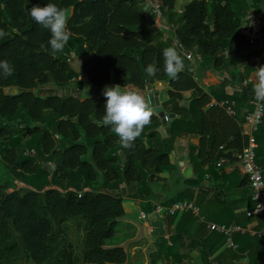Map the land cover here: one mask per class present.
Wrapping results in <instances>:
<instances>
[{
    "label": "trees",
    "instance_id": "1",
    "mask_svg": "<svg viewBox=\"0 0 264 264\" xmlns=\"http://www.w3.org/2000/svg\"><path fill=\"white\" fill-rule=\"evenodd\" d=\"M141 1L0 0V264L20 259L123 264L129 257L121 245L127 190L141 200L159 198L155 190L164 183L158 176L168 171L177 177V191L162 204L188 199L192 186L201 182L203 166H215L221 145L218 155L228 157L244 146L245 137L223 107L203 109L210 92L198 85L182 56L183 50L196 52L200 68L221 72L239 63L250 47L239 24L248 11L246 0H191L169 31L152 26L154 14ZM152 1L166 19L172 15L175 0ZM256 2L264 7V0ZM256 39L264 42V15ZM87 54L81 65L78 59ZM156 81H168L169 97L162 106L175 113L165 125V137L158 131V113L135 108L129 94L78 96L84 82L144 91ZM218 87L212 94L217 100L226 97ZM187 90L189 104L183 107L179 102ZM240 90L238 105L250 107L252 87ZM196 133L207 136L198 149L187 148L198 176L175 175V141ZM255 137L256 161L264 171V115ZM71 227L81 232L80 256L73 252ZM180 229L175 228L170 244L164 230H157L153 257H173L185 234ZM218 236L225 240L222 233ZM232 238L239 251L259 239L240 232Z\"/></svg>",
    "mask_w": 264,
    "mask_h": 264
},
{
    "label": "crops",
    "instance_id": "2",
    "mask_svg": "<svg viewBox=\"0 0 264 264\" xmlns=\"http://www.w3.org/2000/svg\"><path fill=\"white\" fill-rule=\"evenodd\" d=\"M190 1L191 0H175L173 10V12H175L174 18L170 16L166 19L165 14L162 13L164 25H168L170 28L159 27L156 24L152 26L156 29L173 30L176 28V23H178L175 21L181 14L184 6ZM246 2L248 11L239 20L240 32L248 38L254 37L255 43L250 44V47L244 50V57L239 63L230 65L226 71L221 72L211 67L200 68L197 62L200 58L197 54H194L193 51H188L187 54H184L186 63L191 65L194 69L195 80L198 82V85L205 91L210 92V101L203 109L206 110L212 105L223 107L227 116L235 120L243 137H245L243 133L244 115L252 108L251 101L253 95L251 94V99L248 101L250 107L246 104L244 106H239L236 98L241 97L242 92L240 89L250 85L253 89V93L256 90H260L264 94V51L258 47L256 43V38L259 36V28L263 21L264 7H256V0H246ZM207 22L211 24L212 18ZM250 33H253V35ZM174 42L176 43V40ZM249 65H251V69L249 68L248 70ZM224 79H226V83H223ZM245 80H249V82L244 83ZM221 85L226 97L221 96L219 100H217V98L212 95L213 90L217 91L214 88H219L218 86ZM109 86L119 88L117 92L119 95L126 94L125 91L129 87L136 89L133 86L124 88L115 85ZM99 88L101 87H96L95 89L98 90ZM152 88L153 90L160 91V107L164 115L173 114V116H175V113L170 110V106H162V102L169 97L168 81H156L152 85ZM211 89L212 92L210 91ZM138 91L140 92V96H133L134 99L132 98L135 108H152L144 97L146 90ZM88 93L91 92L89 91ZM183 94L184 98L180 100L179 105L188 107L191 91L187 90ZM218 94H221L220 91ZM92 96H94V94L86 95V97ZM225 99L234 101L235 114H228L225 107L219 104V102ZM213 101L217 103L211 104ZM161 119L162 124L160 126L163 127V132H160V135L165 137L167 135L165 125L170 118H168L167 121H164L163 118ZM229 130V125H227L225 133H228ZM203 138L205 141L207 140V136L203 137V135L196 133L195 135H187L176 139L172 153L173 160L180 168L177 167L173 171L175 175L181 176L182 171H184L185 174H188V176L184 174L186 177L198 176L196 175L197 169L192 171V163L188 159L187 148L189 145H194L198 149V147L201 146ZM205 147H207V145H205ZM221 151V148H218L216 151L215 155L217 160L222 156L218 155ZM235 151L233 150L232 154L235 153ZM203 172L204 174L201 178V182H199V184L196 183L189 191L191 196H189L188 199L186 197L179 199L193 201L195 203L198 210L196 218L187 211H177V215L172 219L170 218V214H164L160 218L153 217L148 223H145V221L138 217V212H136V219L139 221L138 224L133 221L134 219L131 215L125 214L121 218V221L124 222L121 233L124 238L121 245L129 254L127 261L123 264H264V238L259 237L258 243H250L251 245L248 244V248L239 251L238 248L228 246L225 240L220 241L221 237L218 236V232H214L207 226L209 222H228V224L234 223L245 227L249 232L260 227V218L251 213L253 208L251 188L238 163L233 162L221 166L215 164L213 167H210L209 163H207L203 166ZM158 177L160 184L162 182L164 183L163 187H158L157 190H155L156 188L154 189L158 196H160L159 198L155 196V199L141 200L132 197L128 190L123 197L125 200L127 198L133 200V204L137 205V210L151 211L155 204H162L170 194L177 191V185L175 184L177 180L176 176H170L168 171H164L161 172ZM123 186V184H120L121 188ZM149 207L150 209H146ZM131 210L132 209L129 207L126 208V213H129ZM202 224H204L203 227L200 226ZM144 226H146V232L143 230ZM177 226L181 228L180 230L185 234L181 236L182 238L179 239L177 246L172 251L173 257L167 259L164 254L153 257L154 248H152V245L157 237V230L159 228L164 230V237L170 244V236L174 234ZM151 227L152 230H150ZM249 232L245 233L250 234ZM235 243L239 244L237 241ZM208 248L212 249V251L207 253L205 251Z\"/></svg>",
    "mask_w": 264,
    "mask_h": 264
},
{
    "label": "built area",
    "instance_id": "3",
    "mask_svg": "<svg viewBox=\"0 0 264 264\" xmlns=\"http://www.w3.org/2000/svg\"><path fill=\"white\" fill-rule=\"evenodd\" d=\"M144 8L150 10L154 14V19L152 25H157L159 27L170 28L168 25H164L162 21L163 15L162 11L155 5L152 0H142L139 3ZM143 4V5H142ZM249 43L254 44L255 38L249 37ZM264 51V42L257 43ZM249 80H245L244 83H248ZM65 93V91H59V93ZM149 90H146V95H148ZM213 101L211 104H216ZM220 105L224 106L226 112L230 115L235 114L234 101L225 99L219 102ZM252 108L246 112L244 115V130L245 144L241 150L236 151L231 156L222 155L216 161L217 166L223 164H231L233 162L238 163L243 175L247 178L249 186L251 188V198L253 201V208L251 213L260 218V227L256 230L248 231L247 228L239 226L237 224H225V223H214L209 222L207 226L211 230L220 232L225 235V243L233 248H238L232 235L235 232L245 233L249 232L251 235L258 237H264V171L261 165L256 161L255 150L257 148V141L255 137V132L258 130L259 124L261 123L262 117L264 115V94L260 90H256L253 93V99L251 101ZM164 121L168 120V116L164 115ZM221 145L219 148H222ZM80 196V195H79ZM177 211H191L197 215V206L193 201L188 200H177L170 205L155 204L151 211L139 210L138 217L148 223L151 218H160L164 214H173ZM201 219V218H200ZM152 230V227L150 228Z\"/></svg>",
    "mask_w": 264,
    "mask_h": 264
},
{
    "label": "rangeland",
    "instance_id": "4",
    "mask_svg": "<svg viewBox=\"0 0 264 264\" xmlns=\"http://www.w3.org/2000/svg\"><path fill=\"white\" fill-rule=\"evenodd\" d=\"M143 5V4H142ZM71 11H72V8L70 7L69 9H68V12H67V14H65V16H63L62 18H61V20H60V24H59V27L60 28H62L63 26H65V24H66V20H67V18H68V16L70 15V13H71ZM174 13V14H173ZM171 17L172 18H174L175 17V12H172V15H171ZM210 18H212L211 17V14H210V12L208 13V16H207V21H209L210 20ZM194 54H196V52L194 53ZM90 58V55L89 54H87V55H84L83 57H80L79 59H78V62H80V64L82 65L83 64V62L84 61H86V60H88ZM96 87H94V86H90V84L89 83H87V82H84V88L82 89V91L78 94V96L80 97V98H85L86 97V95H88V94H94V96H103V95H119V93L117 94V92L119 91V88H117V87H114V86H106V87H101V88H99L98 90H96L95 89ZM128 89H130V87L129 88H127L126 89V91H125V93L128 95ZM146 90V89H145ZM144 90V91H145ZM91 92V93H88V92ZM132 96V95H131ZM22 150V149H21ZM1 159V158H0ZM2 160V159H1ZM125 207L126 208H131L132 210L133 209H135V210H131L129 213H126V215H131L132 217H133V221L135 222V223H137L138 224V222L139 221H137V219H136V212H138L139 210H137V205H134L133 204V200H131V199H126L125 200ZM75 227H71L70 229H69V231H68V233H69V239H70V241H71V243L73 244V252L77 255V256H80L79 255V248H78V246L80 245V241H81V232L79 231V233L77 232H75ZM121 230H122V228H121ZM12 264H35L34 262H32V261H29V260H26V259H20V260H18V261H15V262H13ZM78 264H80V261L78 262Z\"/></svg>",
    "mask_w": 264,
    "mask_h": 264
},
{
    "label": "water",
    "instance_id": "5",
    "mask_svg": "<svg viewBox=\"0 0 264 264\" xmlns=\"http://www.w3.org/2000/svg\"><path fill=\"white\" fill-rule=\"evenodd\" d=\"M247 34H248V32H247ZM250 34L253 35V33H250ZM183 52H184V54L188 53V51H186V50H183ZM182 58H185V56L184 57L182 56ZM145 89L149 90L148 95L145 94V96H144L147 103L149 104L150 107L155 109V111L158 113L159 117L163 118L164 113L160 107V91L153 90V88L151 87L150 84H147ZM128 94L132 95V96H140V92L134 88L128 89ZM167 116H168V118H171V117H173V114H168ZM158 131L162 133L163 127L159 126ZM143 230H144V232L147 231L146 226L143 227Z\"/></svg>",
    "mask_w": 264,
    "mask_h": 264
}]
</instances>
